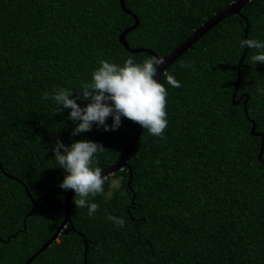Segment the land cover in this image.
I'll return each mask as SVG.
<instances>
[{
    "label": "trees",
    "instance_id": "16d2710c",
    "mask_svg": "<svg viewBox=\"0 0 264 264\" xmlns=\"http://www.w3.org/2000/svg\"><path fill=\"white\" fill-rule=\"evenodd\" d=\"M234 1L125 0L139 18L126 39L167 55ZM241 13L219 21L169 66L179 88L162 76L168 125L163 138L143 129L131 171L108 176L121 177L120 190L89 197L99 204L92 217L73 197L72 222L29 264H85V240L87 264H264V95L257 92L264 63L252 64L254 49L242 61L235 99L249 94L247 113L246 97L232 98L247 21L248 37L264 39V0H250ZM134 22L120 0H0V264H25L65 218L57 137L101 144V169L131 139L137 123L123 117L115 131L93 125L72 136L69 109L56 112L42 95L89 80L100 59L151 58L119 40ZM107 214L124 217L125 226Z\"/></svg>",
    "mask_w": 264,
    "mask_h": 264
},
{
    "label": "clouds",
    "instance_id": "9594fccd",
    "mask_svg": "<svg viewBox=\"0 0 264 264\" xmlns=\"http://www.w3.org/2000/svg\"><path fill=\"white\" fill-rule=\"evenodd\" d=\"M238 45L241 49L255 50L250 58L253 65L264 63V39L240 38ZM164 61V57L156 55L141 61L129 56L122 63L100 59L98 66L92 69L89 80L54 87L51 92L45 91L42 99L53 101L56 112L69 109L68 119L74 123L72 136L90 131L93 125L105 132L115 131L120 127L123 117L139 124L149 135L163 138L168 125V92L165 84L155 77L158 66ZM190 66L181 62V67ZM163 75L167 85L172 88L181 86L174 73L164 72ZM73 86H76L75 92ZM257 92L264 95V88L258 87ZM78 100L86 103L82 105ZM109 116L112 117L111 124L107 122ZM103 148L101 144L87 138L65 144L57 137L52 146L56 164L65 172L59 188L72 190L75 207L86 209L89 217L94 216L99 207L89 197L100 194L109 199L121 187V177L102 175V169L97 166L96 155ZM105 219L116 227L125 226L122 216L107 214Z\"/></svg>",
    "mask_w": 264,
    "mask_h": 264
},
{
    "label": "water",
    "instance_id": "95a60500",
    "mask_svg": "<svg viewBox=\"0 0 264 264\" xmlns=\"http://www.w3.org/2000/svg\"><path fill=\"white\" fill-rule=\"evenodd\" d=\"M250 0H235L232 4H230L227 8H225L224 10H222L221 12L215 14L212 18H210L207 22H205L198 30H196L190 37H188L182 44H180L176 49H174L172 52H170L167 55H164L162 57L165 58V61L163 64L159 65L157 68V73H156V79H158L159 81L161 80L163 73L167 71V69L169 68V66L171 64H173L177 58L179 56H181L185 51H187L188 49H190V47L205 33L207 32L211 27H213L215 24H217L219 21H221L222 19H224L225 17L232 15V14H242L241 10L243 9L244 5L249 2ZM121 6L122 8L128 12L129 14H131L134 19L135 22L133 25L127 27L125 30H123L120 35H119V40L120 42L131 52L137 53V52H148L151 55H156V56H160L157 53H155L154 51L148 49V48H144V47H131L126 39V35L127 33L132 30L135 29L138 25H139V18L138 16L133 13L131 11V9L126 7V3L125 0H120ZM248 29H249V22L247 21V27H246V37H248ZM245 37V38H246ZM247 52V48H245L243 55L239 61L238 64V77H237V84L233 93V101L234 103H238L240 100H242L244 97H246L245 101H244V105H245V111L247 113V100L249 98V94L248 93H243L240 95L238 100L236 99V95H237V91L240 85V67L242 64V61L246 55ZM255 129V124L252 128V131H254ZM142 127L137 124L135 131L131 137V139L129 140V142L126 144L125 148L122 150V154L120 155L119 159L112 163L110 166H108L105 169H102V175H107V176H111L113 175L116 171L121 170L123 168H125L126 166H128L129 170L131 171V166L128 162V158L131 154V151L134 147V145L137 143L141 133H142ZM263 146H264V137L262 139V149L263 150ZM54 193H58V192H54ZM61 194L65 195L64 198V208H65V218L62 221V223L58 226L57 230L55 231V233L27 260V262L25 264H29L37 255H39L46 247H48L49 245H51L56 239H58L59 235L61 234L62 230L66 227V224L68 222H72L71 221V199L73 198L74 192L72 190H67V191H62L60 192ZM51 194V193H50ZM47 194V195H50ZM53 194V193H52ZM47 195H45L44 197H46ZM42 198V197H41ZM34 200V206H36L38 204V202L40 201V199ZM72 224V223H71ZM87 252H88V242L85 240V250H84V262L85 264H87Z\"/></svg>",
    "mask_w": 264,
    "mask_h": 264
},
{
    "label": "rangeland",
    "instance_id": "374dc122",
    "mask_svg": "<svg viewBox=\"0 0 264 264\" xmlns=\"http://www.w3.org/2000/svg\"><path fill=\"white\" fill-rule=\"evenodd\" d=\"M111 176H113V175H111Z\"/></svg>",
    "mask_w": 264,
    "mask_h": 264
}]
</instances>
